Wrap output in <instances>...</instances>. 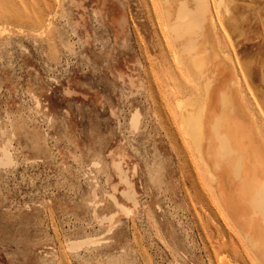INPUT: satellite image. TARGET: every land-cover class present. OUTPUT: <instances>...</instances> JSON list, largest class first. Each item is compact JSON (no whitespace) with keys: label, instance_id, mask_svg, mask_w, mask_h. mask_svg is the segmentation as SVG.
<instances>
[{"label":"rangeland","instance_id":"374dc122","mask_svg":"<svg viewBox=\"0 0 264 264\" xmlns=\"http://www.w3.org/2000/svg\"><path fill=\"white\" fill-rule=\"evenodd\" d=\"M228 1L206 59L237 56L259 98L264 0ZM159 18L154 0H0V264H256L182 131L192 86Z\"/></svg>","mask_w":264,"mask_h":264},{"label":"bare ground","instance_id":"6f19581e","mask_svg":"<svg viewBox=\"0 0 264 264\" xmlns=\"http://www.w3.org/2000/svg\"><path fill=\"white\" fill-rule=\"evenodd\" d=\"M154 3L166 37L174 47L173 57L192 86L186 101L178 100L176 104L181 111L182 131L197 153L205 149L211 154L215 163L209 170L207 163L199 160L214 199L222 207L220 212L255 263L264 264V106L255 91L246 92V70L237 56L225 51V69L210 66L206 59L211 43L222 50L220 34L224 29L216 12L220 14L219 7L225 6L230 8V14L233 5L225 0H215V8L208 0ZM234 66L239 67L242 78L233 71ZM255 106H259L261 114L255 112ZM5 150L1 151L0 164L10 160Z\"/></svg>","mask_w":264,"mask_h":264},{"label":"crops","instance_id":"0c3cea01","mask_svg":"<svg viewBox=\"0 0 264 264\" xmlns=\"http://www.w3.org/2000/svg\"><path fill=\"white\" fill-rule=\"evenodd\" d=\"M225 1H228V0H225ZM229 3H231V2L229 1ZM219 8H220V12H221V11H224L225 14L229 15L230 8H228V7L226 8L225 6H223V7L220 6ZM245 70H246V73H247L248 71H247L246 68H245ZM263 81H264V75H263ZM257 97H258V96H257ZM258 99L260 100L262 106H264V95H263V94L260 95V97H259Z\"/></svg>","mask_w":264,"mask_h":264}]
</instances>
